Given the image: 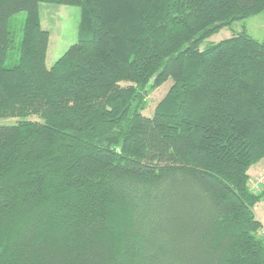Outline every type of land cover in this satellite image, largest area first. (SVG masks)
<instances>
[{
  "label": "trees",
  "instance_id": "obj_1",
  "mask_svg": "<svg viewBox=\"0 0 264 264\" xmlns=\"http://www.w3.org/2000/svg\"><path fill=\"white\" fill-rule=\"evenodd\" d=\"M43 3L80 8L49 68ZM263 13L264 0H0V120H15L0 123V264H264V188L248 176L264 159V41L242 29L200 48Z\"/></svg>",
  "mask_w": 264,
  "mask_h": 264
},
{
  "label": "rangeland",
  "instance_id": "obj_2",
  "mask_svg": "<svg viewBox=\"0 0 264 264\" xmlns=\"http://www.w3.org/2000/svg\"><path fill=\"white\" fill-rule=\"evenodd\" d=\"M40 16L43 21L44 28L47 27L51 35V52L56 51V55L48 57V63L51 64L55 59H58L65 50L77 40L78 24L80 22V8L76 6H58L51 4H40ZM25 14L23 12L18 13L14 16L11 21V27H13L21 34L22 26L24 23ZM245 30L248 35L258 41H264V13L254 17H250L244 20L237 21L229 27L223 28L218 34L205 40L200 48H204L206 45L216 43L222 39H226L231 36V33H237L241 30ZM57 55H59L57 57ZM57 57V58H55ZM18 55L15 52L6 61V65L10 66L17 61ZM171 80L165 82L162 86L158 87L147 95L146 108L142 112L144 116L151 117L157 103L164 97L169 87L171 86ZM126 85V84H123ZM15 120H0L1 124H10ZM259 163V162H258ZM249 182L256 180V178L264 176V160L262 159L259 164H255L253 169L249 171ZM261 187L259 190H262ZM263 202V201H262ZM264 209V204H263ZM260 208L257 207L256 216L259 217L261 212ZM256 218V217H255ZM257 219V218H256ZM264 223V222H263ZM257 236L264 240V224L262 228L257 232Z\"/></svg>",
  "mask_w": 264,
  "mask_h": 264
},
{
  "label": "crops",
  "instance_id": "obj_3",
  "mask_svg": "<svg viewBox=\"0 0 264 264\" xmlns=\"http://www.w3.org/2000/svg\"><path fill=\"white\" fill-rule=\"evenodd\" d=\"M40 21H41V27L44 29V30H47L48 31V29H47V27L46 28H44V26H43V21L41 20V16H40ZM49 32V31H48ZM50 44H51V35H50V33H49V44H48V48H47V52H46V59H45V62H46V66L49 68V67H51L52 65H53V63L57 60V59H55L54 61H53V63H51V64H49L48 63V57H49V54H50V56H55L57 53H56V51L57 50H55V51H53V52H51V50H50ZM59 55H57V57H58ZM57 57H55V58H57ZM264 160V159H263ZM261 162V161H260ZM259 162V163H260ZM259 163H257V164H259ZM256 164V165H257ZM255 165H253V166H251L250 168H249V170H248V174H249V171H251L252 169H253V167H254ZM263 204H264V201L262 202H259L256 206H255V208H254V214H255V217L257 218V220L261 223V224H264L263 222H264V209H263ZM257 207L258 208H260L261 210H263L260 214H262V215H260L259 217H257L256 216V210H257Z\"/></svg>",
  "mask_w": 264,
  "mask_h": 264
},
{
  "label": "built area",
  "instance_id": "obj_4",
  "mask_svg": "<svg viewBox=\"0 0 264 264\" xmlns=\"http://www.w3.org/2000/svg\"><path fill=\"white\" fill-rule=\"evenodd\" d=\"M261 187H264V176L256 178L254 181L249 182V188L251 191H258Z\"/></svg>",
  "mask_w": 264,
  "mask_h": 264
}]
</instances>
